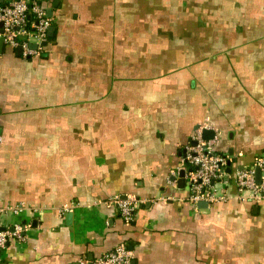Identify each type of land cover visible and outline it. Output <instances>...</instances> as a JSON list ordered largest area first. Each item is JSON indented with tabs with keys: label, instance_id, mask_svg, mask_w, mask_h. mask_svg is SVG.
Instances as JSON below:
<instances>
[{
	"label": "crops",
	"instance_id": "obj_1",
	"mask_svg": "<svg viewBox=\"0 0 264 264\" xmlns=\"http://www.w3.org/2000/svg\"><path fill=\"white\" fill-rule=\"evenodd\" d=\"M38 1L53 34L0 49V222L25 227L0 264H264V200L233 180L264 152V0ZM199 129L230 162L205 208L178 175Z\"/></svg>",
	"mask_w": 264,
	"mask_h": 264
},
{
	"label": "built area",
	"instance_id": "obj_2",
	"mask_svg": "<svg viewBox=\"0 0 264 264\" xmlns=\"http://www.w3.org/2000/svg\"><path fill=\"white\" fill-rule=\"evenodd\" d=\"M0 37L3 43L10 46H20L25 55H31L36 50L29 48V42H41L46 39L47 28L51 25L50 17L38 0H8L0 1ZM200 128V127H199ZM204 127L201 126L200 129ZM200 129L192 136L183 152L181 167L188 181V201L196 204L199 201L212 202L223 199L219 194V185L224 183L227 157L213 152L212 147L217 140L216 135L211 139H203ZM260 170L259 182L255 180L254 169ZM178 170V171H179ZM236 196L242 200L259 202L264 200V152L256 155L252 163L233 173ZM106 203L112 204L125 221L134 219L138 206L142 200L133 196L115 194L109 196ZM1 213V208H0ZM25 227L15 223L3 226L0 222V250L10 239L23 240ZM79 264H131V252L124 244H118L108 252L94 258L90 262L80 260Z\"/></svg>",
	"mask_w": 264,
	"mask_h": 264
},
{
	"label": "water",
	"instance_id": "obj_3",
	"mask_svg": "<svg viewBox=\"0 0 264 264\" xmlns=\"http://www.w3.org/2000/svg\"><path fill=\"white\" fill-rule=\"evenodd\" d=\"M46 16H50V10H46ZM0 26H1V23H0ZM53 30H54V27L52 25H49V27L47 28V35L48 36H51L53 34ZM2 44H3V38L0 37V49L2 48ZM30 46L34 47L35 44H31ZM210 135H212V133L208 130L206 131H203V136L208 138ZM229 161H227V167H226V172L228 173L230 171V168H229ZM184 171L183 169H180L179 172H178V175H179V181H184ZM254 174H255V180L256 182H259V179H260V170L258 167H255L254 169ZM172 179H174L175 176H171ZM224 180H227V175L224 176ZM197 206L199 208H205L207 207V202L206 201H199L197 203ZM70 214H67V218H69Z\"/></svg>",
	"mask_w": 264,
	"mask_h": 264
},
{
	"label": "trees",
	"instance_id": "obj_4",
	"mask_svg": "<svg viewBox=\"0 0 264 264\" xmlns=\"http://www.w3.org/2000/svg\"><path fill=\"white\" fill-rule=\"evenodd\" d=\"M47 37V36H46Z\"/></svg>",
	"mask_w": 264,
	"mask_h": 264
}]
</instances>
